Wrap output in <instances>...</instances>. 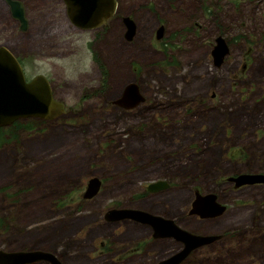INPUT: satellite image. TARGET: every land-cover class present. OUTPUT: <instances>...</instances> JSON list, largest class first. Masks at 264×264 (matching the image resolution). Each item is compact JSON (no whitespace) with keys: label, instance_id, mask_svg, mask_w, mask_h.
I'll return each instance as SVG.
<instances>
[{"label":"rangeland","instance_id":"obj_1","mask_svg":"<svg viewBox=\"0 0 264 264\" xmlns=\"http://www.w3.org/2000/svg\"><path fill=\"white\" fill-rule=\"evenodd\" d=\"M117 1L94 37L71 24L62 0H22L26 30L0 0V46L27 80L63 68L51 80L67 110L0 127V250H43L60 264H159L181 248L148 224L105 219L124 208L226 237L182 264H264V184L226 181L264 173V0ZM124 17L136 26L131 40ZM219 36L228 52L215 65ZM130 83L144 101L126 109L115 101ZM93 177L100 189L83 199ZM156 180L169 187L148 192ZM197 189L225 213L189 216Z\"/></svg>","mask_w":264,"mask_h":264},{"label":"water","instance_id":"obj_2","mask_svg":"<svg viewBox=\"0 0 264 264\" xmlns=\"http://www.w3.org/2000/svg\"><path fill=\"white\" fill-rule=\"evenodd\" d=\"M9 6L11 16L19 21L20 28L25 30L27 21L25 18L24 6L20 0H5ZM65 4L66 14L70 22L79 29L91 30L103 26L115 14L117 0H62ZM127 25L125 38L131 40L135 31V24L129 17L123 18ZM161 28L157 30L156 38L160 39ZM228 47L222 37H217L216 45L211 54L215 65H220L222 58L227 54ZM0 66L8 68L9 78L5 79L10 85V89L4 90L0 86L8 104L9 98L16 96V104L8 106L11 109H3L0 103V127L13 124L16 120L27 118H39L51 120L65 112L63 102L53 97L50 84L42 74H37L31 80L26 81L24 71L15 55L5 46H0ZM9 97V98H8ZM141 101L137 86L134 83L128 84L123 94L115 102L126 109L133 108ZM228 183H233L235 188L245 185L264 182L263 174L241 173L227 177ZM101 181L96 177L88 180L82 197L90 199L94 197L100 189ZM169 187L168 182L156 180L150 182L146 190L157 192ZM226 206L216 201L214 193H200L195 191L194 199L191 201L189 214L197 215L200 218H211L220 216ZM107 221L132 219L135 222L148 224L154 227L153 236L155 238H173L182 242V246L177 252L167 259L159 261V264H181L188 255L198 247L207 245L217 240L220 235L195 234L183 229L172 219L150 212L136 209H111L105 213ZM37 262H47L50 264H60V261L52 253L43 250L26 251H1L0 264H33Z\"/></svg>","mask_w":264,"mask_h":264},{"label":"flooded vegetation","instance_id":"obj_3","mask_svg":"<svg viewBox=\"0 0 264 264\" xmlns=\"http://www.w3.org/2000/svg\"><path fill=\"white\" fill-rule=\"evenodd\" d=\"M5 1V0H4ZM118 2V1H117ZM5 3H6V1H5ZM7 4V3H6ZM7 6H8V4H7ZM23 6H24V10H25V15H26V7H25V4L23 3ZM8 8H9V6H8ZM118 8V7H117ZM117 10V9H116ZM112 18V17H111ZM111 18L107 21V22H109V21H111ZM125 18V17H124ZM130 18V17H129ZM130 19H132V18H130ZM133 20V19H132ZM122 22H123V25H124V28H125V32H124V35L126 34V31H127V25H126V23L124 22V19H122ZM106 24H108V23H106ZM106 24H104L103 26H101V27H97V28H94V29H92V31H93V33H94V37H96L97 35H95V34H97V32H98V30L99 29H103L105 26H106ZM135 24V23H134ZM136 27V26H135ZM161 28V31L163 32V28L164 27H160ZM134 33H135V31H134ZM156 33H157V31H156ZM134 35V34H133ZM217 39V38H216ZM18 60L20 61V63H21V59L20 58H18ZM249 61H250V59L249 58H247L246 60H245V62L244 63H246V64H248L249 63ZM21 65H22V63H21ZM22 67H23V65H22ZM244 67H245V65H244ZM63 71V68H59V65L58 64H51L50 65V72H51V75H50V78H48L47 77V75L46 74H42V73H38V74H42V75H44L46 78H47V80H48V82H49V84H50V87H51V91H52V94H53V97L56 99V100H59L55 95H54V93H53V80H51L52 79V76H57L55 79H59V80H61V78H60V76H59V71L61 72V70ZM23 70H24V68H23ZM25 73V72H24ZM62 73V72H61ZM37 75V74H36ZM35 76V75H34ZM54 76V77H55ZM25 78H26V76H25ZM26 81H29V80H27L26 79ZM136 86H137V91H138V94H139V97H141V101L139 102V103H141V102H143L144 101V97H143V95H142V93H141V91H140V88H139V86L136 84ZM60 101V100H59ZM62 102V101H61ZM64 103V102H63ZM64 105H65V103H64ZM138 105V104H137ZM136 105V106H137ZM136 106H134V107H136ZM133 107V108H134ZM67 110H66V105H65V112H66ZM64 112V113H65ZM63 114V113H62ZM61 114V115H62ZM61 115H59V116H57L56 118H54V119H57L58 117H60ZM64 115V114H63ZM33 119H39V118H34L33 117ZM40 120H42V119H40ZM40 120H38V121H40ZM13 124H18V122H15V123H13ZM239 173H237L236 175H238ZM248 174H263L264 175V173H260V172H255V171H252V172H249ZM232 184V186L230 185V189L231 188H233V189H239V188H242V187H239V188H235L234 187V185H233V183H231ZM261 184H264V182H260V183H255V184H250V185H245L246 187L247 186H254V185H261ZM198 190V189H197ZM196 190V191H197ZM199 191V190H198ZM200 193H202L201 191H199ZM83 194V193H82ZM215 196H216V201H218L219 202V200H218V198H217V195L215 194ZM83 198V197H82ZM84 199V198H83ZM190 206H191V204H190ZM227 210V207H226V209H225V211ZM188 211H189V209H188ZM225 211L220 215V216H222L224 213H225ZM188 215L189 216H192V217H195V218H199V219H214V218H217V217H211V218H200L199 216H197V215H191V214H189V212H188ZM219 217V216H218ZM165 218H168V217H165ZM170 219H172V218H170ZM123 220H125V219H123ZM123 220H116V222H120V221H123ZM177 225H179L178 223H177V221L176 220H174V219H172ZM150 226V225H149ZM151 227V229H152V237L153 238H155L154 236H153V232H154V227H152V226H150ZM218 235H220L219 236V238L217 239V240H215V241H213L212 243H210L209 245H211V244H214V243H217V242H219V241H222V240H226V237H224V235H222V234H218ZM179 244H181L182 246H184L183 245V243L182 242H179V241H177ZM208 245V244H207ZM181 246V247H182ZM202 247V246H201ZM182 264V263H181Z\"/></svg>","mask_w":264,"mask_h":264},{"label":"bare ground","instance_id":"obj_4","mask_svg":"<svg viewBox=\"0 0 264 264\" xmlns=\"http://www.w3.org/2000/svg\"><path fill=\"white\" fill-rule=\"evenodd\" d=\"M8 78H9L8 68L5 67V69H4L2 66H0V86L4 87V90H7V91L11 88L10 85L8 84V82L5 80ZM0 103L2 104L3 109H11L8 106H11L12 104H14V105L16 104V96L10 97L9 98V104H8L6 97L3 95V93L0 89Z\"/></svg>","mask_w":264,"mask_h":264},{"label":"trees","instance_id":"obj_5","mask_svg":"<svg viewBox=\"0 0 264 264\" xmlns=\"http://www.w3.org/2000/svg\"><path fill=\"white\" fill-rule=\"evenodd\" d=\"M17 122V121H16Z\"/></svg>","mask_w":264,"mask_h":264}]
</instances>
